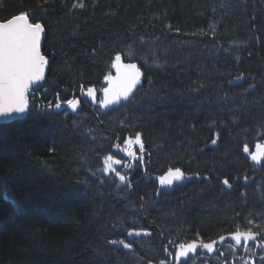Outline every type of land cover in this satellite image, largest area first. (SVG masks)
Masks as SVG:
<instances>
[{"label":"trees","instance_id":"trees-1","mask_svg":"<svg viewBox=\"0 0 264 264\" xmlns=\"http://www.w3.org/2000/svg\"><path fill=\"white\" fill-rule=\"evenodd\" d=\"M23 12L45 27L49 68L25 117L0 124V264H176L199 239L216 251L187 264H264V159L250 156L264 144V0H0V22ZM117 54L142 81L102 109L81 86L102 87ZM137 133L143 153L117 150ZM109 154L127 183L103 171ZM175 168L185 179L161 186ZM237 229L260 234L247 251Z\"/></svg>","mask_w":264,"mask_h":264},{"label":"snow or ice","instance_id":"snow-or-ice-1","mask_svg":"<svg viewBox=\"0 0 264 264\" xmlns=\"http://www.w3.org/2000/svg\"><path fill=\"white\" fill-rule=\"evenodd\" d=\"M44 3H49V0H43ZM54 2V0H52ZM76 7H83V4H78ZM30 12H23L15 15L7 22H0V118L11 117L14 114H24L28 111L27 94L34 84L44 79L45 69L48 65V59L41 53V38L45 31V27L40 22H31L29 17ZM112 67L116 69V76L109 74L106 77L108 87L103 89L104 98L100 101L103 108H108L110 105L119 104L122 100L128 101L132 96L136 86L141 82L143 73L134 63L124 64L121 61V56H115ZM81 92L86 97L96 101V89L88 88L84 90L81 86ZM68 108L76 111L80 106V100L77 98L67 99L64 101ZM53 107L52 104L48 105ZM56 109L61 108V103H55ZM218 137V134H217ZM212 144H216V139L212 140ZM134 145L139 146V151L143 153L144 144L141 139V134L137 133L133 140L129 137L124 142V147L117 145V150L125 155L135 158L136 151ZM257 152L250 153L251 159L257 164L264 159V144L256 145ZM243 151L249 153V147L244 146ZM122 161L116 159L109 154L104 158V169L107 173H114L119 178L121 183H127V177L121 174L114 165H120ZM185 179V173L180 168L169 169L165 176L159 178L161 186H171L175 181ZM223 185L231 188L232 185L229 179L225 178L221 181ZM148 235L138 231H127V236ZM260 234L252 230L237 229L231 234V241L235 242L236 246H240L244 242L245 251L248 250V242L256 241ZM226 237L221 236L219 242L224 243ZM112 245H122L125 249L132 248L130 242L125 240L113 239L109 241ZM217 241L212 240L205 242L203 239L193 240L189 243H180L178 251L175 253L176 264H180L184 260L187 264L191 255L197 253V249L206 250L207 253L216 251ZM231 247V244H230ZM191 254V255H190ZM160 264H165L161 261Z\"/></svg>","mask_w":264,"mask_h":264},{"label":"rangeland","instance_id":"rangeland-1","mask_svg":"<svg viewBox=\"0 0 264 264\" xmlns=\"http://www.w3.org/2000/svg\"><path fill=\"white\" fill-rule=\"evenodd\" d=\"M115 60V59H114ZM121 61H122V63H124L123 62V60H122V57H121ZM114 63V62H113ZM125 64V63H124ZM112 73L113 74H111L113 77H115L116 76V69L114 68V67H112ZM141 81H142V77H141ZM141 83V82H140ZM140 83L136 86V88L140 85ZM106 87H108V84H107V81H106V78H105V80L103 81V85H102V87H100V88H97L96 89V96H97V99H96V101L95 102H93L92 100H91V98H89V97H86L85 95H84V98H86V99H88L89 101H91L94 105H96V106H99L100 108H102V109H104L101 105H100V101L101 100H103V98H104V93H103V89L104 88H106ZM136 90V89H135ZM134 90V91H135ZM133 91V92H134ZM121 102H123V100L121 101ZM120 102V103H121ZM119 103V104H120ZM119 104H115V105H110L109 107H113V106H116V105H119ZM108 107V108H109ZM62 108V107H61ZM68 108V107H67ZM79 108H80V106H79ZM79 108L75 111V112H77L78 110H79ZM71 112H74V111H72L70 108H68ZM115 166H119V165H114V167ZM214 253V252H213ZM213 253H209L210 255H212Z\"/></svg>","mask_w":264,"mask_h":264},{"label":"water","instance_id":"water-1","mask_svg":"<svg viewBox=\"0 0 264 264\" xmlns=\"http://www.w3.org/2000/svg\"><path fill=\"white\" fill-rule=\"evenodd\" d=\"M44 36H45V32L43 33L42 38H41V53H42V45H43ZM48 68H49V62H48V65H47V67L45 69L44 79L42 81L38 82L37 84H34L31 89H33L35 86H38V85L43 84L45 82L46 77H47V73H48ZM31 89L29 90L27 96L32 94ZM26 113H24V114H14L13 116L7 117V118H0V124L9 123V122H12V121H15V120L23 119L25 117Z\"/></svg>","mask_w":264,"mask_h":264},{"label":"bare ground","instance_id":"bare-ground-1","mask_svg":"<svg viewBox=\"0 0 264 264\" xmlns=\"http://www.w3.org/2000/svg\"><path fill=\"white\" fill-rule=\"evenodd\" d=\"M40 85H42V84H40ZM40 85H38V86H40ZM35 87H37V86H35Z\"/></svg>","mask_w":264,"mask_h":264}]
</instances>
